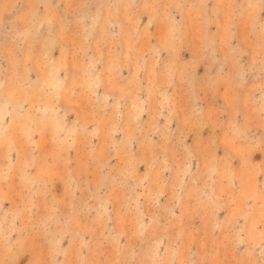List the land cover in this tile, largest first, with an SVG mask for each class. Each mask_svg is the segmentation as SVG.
Instances as JSON below:
<instances>
[{"label":"clouds","instance_id":"9594fccd","mask_svg":"<svg viewBox=\"0 0 264 264\" xmlns=\"http://www.w3.org/2000/svg\"><path fill=\"white\" fill-rule=\"evenodd\" d=\"M257 153L264 0H0V264H264Z\"/></svg>","mask_w":264,"mask_h":264},{"label":"rangeland","instance_id":"374dc122","mask_svg":"<svg viewBox=\"0 0 264 264\" xmlns=\"http://www.w3.org/2000/svg\"><path fill=\"white\" fill-rule=\"evenodd\" d=\"M214 30V29H213ZM58 54V53H57ZM185 58H190V54L189 53H185ZM201 73L203 72V68H201ZM254 159H264V156H262L260 153H257L256 156L254 157ZM141 171H143V168L141 169ZM59 190V189H58Z\"/></svg>","mask_w":264,"mask_h":264}]
</instances>
